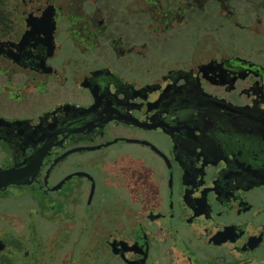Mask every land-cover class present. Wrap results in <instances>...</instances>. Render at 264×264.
<instances>
[{"label": "flooded vegetation", "instance_id": "flooded-vegetation-1", "mask_svg": "<svg viewBox=\"0 0 264 264\" xmlns=\"http://www.w3.org/2000/svg\"><path fill=\"white\" fill-rule=\"evenodd\" d=\"M0 264H264V0H0Z\"/></svg>", "mask_w": 264, "mask_h": 264}, {"label": "rangeland", "instance_id": "rangeland-1", "mask_svg": "<svg viewBox=\"0 0 264 264\" xmlns=\"http://www.w3.org/2000/svg\"><path fill=\"white\" fill-rule=\"evenodd\" d=\"M208 23L212 24V22H208ZM195 32H196V31H195V28H194V30H193V34H194ZM200 42H202V43H201V44L199 43L197 46H200V45H211V43H213V42L211 41V38H207L205 34L202 35V39H201Z\"/></svg>", "mask_w": 264, "mask_h": 264}]
</instances>
